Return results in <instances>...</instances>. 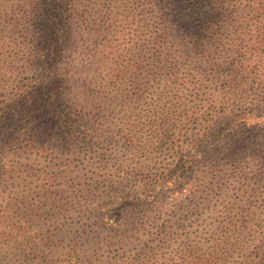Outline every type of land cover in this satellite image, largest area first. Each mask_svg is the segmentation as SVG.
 Listing matches in <instances>:
<instances>
[{
  "label": "rangeland",
  "instance_id": "1",
  "mask_svg": "<svg viewBox=\"0 0 264 264\" xmlns=\"http://www.w3.org/2000/svg\"><path fill=\"white\" fill-rule=\"evenodd\" d=\"M43 2L25 105L40 11L0 0V264H264V0Z\"/></svg>",
  "mask_w": 264,
  "mask_h": 264
},
{
  "label": "trees",
  "instance_id": "2",
  "mask_svg": "<svg viewBox=\"0 0 264 264\" xmlns=\"http://www.w3.org/2000/svg\"><path fill=\"white\" fill-rule=\"evenodd\" d=\"M219 6L229 7L232 3V0H215ZM35 4L38 5L40 11V17L36 20V28L34 29V39L36 41V46L38 49V57L44 61L41 66V72L38 80V85L34 87V89L29 92L27 89L22 92V100L27 99L25 105L29 103L31 105L34 100L35 95H39L42 91L50 89V86L53 84L54 80L59 78L60 73H57L59 70L56 61L60 59L61 49L58 43L59 34L63 33V26L50 23V17L53 16L51 13V9L48 3H44L43 0H34ZM60 10L62 12V2L60 3ZM70 5V4H69ZM201 6L196 5L195 3H188L185 8H183V12H187L194 27L203 20L204 12L201 10ZM72 8L69 7L68 11ZM22 13V10H21ZM109 85H114L113 81L108 82ZM31 94V95H30ZM50 105V104H48ZM29 106H26L24 109H27ZM48 107V106H47ZM263 139V147L258 151L259 154H262L264 157V132L262 134ZM200 142H198L199 144ZM199 148V146H198ZM196 164V160L191 158L190 160H182L179 159L175 165V167L168 172L167 175L163 178L166 182L169 179H172L174 174L177 175V178H180L184 174H189L194 165Z\"/></svg>",
  "mask_w": 264,
  "mask_h": 264
}]
</instances>
